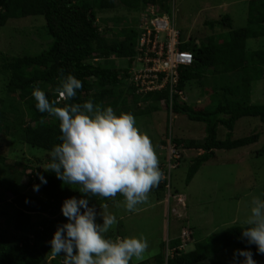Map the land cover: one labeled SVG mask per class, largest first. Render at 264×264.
<instances>
[{
	"label": "trees",
	"instance_id": "1",
	"mask_svg": "<svg viewBox=\"0 0 264 264\" xmlns=\"http://www.w3.org/2000/svg\"><path fill=\"white\" fill-rule=\"evenodd\" d=\"M125 1L138 11V17L150 4H157L161 10L155 5L156 10L169 16L170 0ZM115 5L116 0H0V26L10 18L41 15L45 20L46 34L51 38L49 46L39 53L7 57L2 63L8 77L4 85L5 94L26 100L30 116L23 120L16 108L10 107L6 111L0 108V133L12 132L15 125L23 127L21 139L30 147L45 152V165L50 160L47 153L60 142L61 133L54 117L37 110L32 96L35 88L44 91L50 101L57 100L56 89L60 80L72 74L82 82L83 87L70 103L92 100L102 106H111L117 113L130 112L135 117L150 113L139 108L141 102H147L148 110L153 111L157 110L160 100H166L167 104L166 90L136 94L127 82L139 28L136 19H132L130 24L115 31L110 28L102 31L96 11L111 9ZM229 21L228 15L216 21L229 28L226 32L210 34L205 41L200 42L188 38L181 45L192 52L194 59L180 70L177 88L184 91L187 83L205 81L207 75L214 77L215 82L210 103L203 108L189 107L178 94L173 96V112L204 123L205 135L193 145L201 152L192 158L185 183L192 179L199 166L213 155L215 149L242 147L257 139V134L229 138V133L223 139L218 138L219 125L232 131L235 122L241 117H257L264 121V103L250 101L251 83L264 74V49H246L247 38L257 37L260 33L264 35V0L249 1L244 26L233 29ZM206 23L214 25L213 21ZM115 59H125L127 64H118ZM10 114H16V118L12 119ZM41 120L45 123L41 124ZM169 140L178 143L175 137L170 136ZM263 152L264 146L256 153L262 155ZM1 168L0 162V264H40L48 257L51 264H62L63 256L54 258L50 255V241L57 226L67 222L61 212L63 201L70 197L81 198L83 194L73 188L76 186L64 184L54 172L44 171L40 166L28 173L31 178L29 191L22 192L13 188ZM36 173L43 175L47 183L42 184ZM166 182L165 178L151 191L163 188ZM33 185L40 186L38 192L33 189ZM122 198L117 196L116 200ZM261 198L264 199V184ZM88 201L89 206L95 208L114 202L101 197H88ZM4 219L8 220L9 226L2 225ZM176 245H179V240L172 239L169 251L173 252V256L167 260L162 250L154 255L153 262L148 260L139 264H201L227 247L249 250L258 262H264V255L259 254L256 246L249 244L241 235L238 224L195 242L193 248L185 252H181L182 248L173 251ZM161 246L164 249L165 244ZM210 264L227 263L212 260Z\"/></svg>",
	"mask_w": 264,
	"mask_h": 264
},
{
	"label": "rangeland",
	"instance_id": "2",
	"mask_svg": "<svg viewBox=\"0 0 264 264\" xmlns=\"http://www.w3.org/2000/svg\"><path fill=\"white\" fill-rule=\"evenodd\" d=\"M249 1L251 0H170L168 14L173 17L181 38L186 40L193 38L200 42L205 41L210 34L229 30L226 25L216 23L221 16L228 15L230 28L244 26ZM155 5L160 9L157 4ZM96 12L102 31L104 28L115 31L130 24L132 19H136L138 23V11L133 10L125 0H116L115 7ZM207 21H213L214 25L209 26ZM44 25L43 16L29 15L10 18L0 26V108L5 111L10 107L16 108L23 120L30 116L26 100L5 94L4 85L8 77L2 63L7 57L33 55L46 49L51 38L46 34ZM261 48L264 49L263 34L246 39L247 50ZM115 61L121 65L127 64L125 59ZM207 76L205 81L194 80L187 83L182 97L187 106L199 109L210 103V94L215 89V82L214 77ZM250 101L264 103V74L251 83ZM147 106V102L140 103L139 108L150 113L136 116L137 126L151 138L159 156L160 166L166 169L167 182L163 188L151 191L148 203L139 205V210L134 213L126 211L123 207H115L114 202L107 203L109 211L116 215L118 221L106 234L108 238L117 240L133 236L138 238L143 235L148 240L145 259L142 261L133 259L131 264L146 263L148 260H151V263L154 261L152 259L154 255L162 250L166 256L169 248H172L170 247L172 239L184 244L181 252H185L192 249L195 242L209 235L234 224L240 225L249 213L251 199L255 196L261 198L264 184V152L262 155L256 153L264 146V121L257 117H241L235 122L232 131L219 125L218 138L223 139L229 133V138L257 134V139L242 147L215 149L213 155L199 166L192 179L185 183L192 158L201 152L193 145L204 137V123L190 120L184 114L173 111L169 114L164 100L159 101L155 111L148 110ZM15 115L10 114V117L14 119ZM11 131L8 134L0 133L2 174L11 181L16 190L29 191L31 178L28 173L38 166H45V152L23 142L21 139L23 127L15 125ZM170 136L177 138L178 143L171 141L169 147ZM173 144L180 156L177 164L170 161L173 164L170 165ZM7 194L11 195L10 192ZM116 201L122 202L123 198ZM95 210L96 222L102 223V217L99 215L100 206ZM1 223L9 226L7 219ZM183 232H188L190 237L187 238ZM162 243L165 244L164 249L161 248ZM237 250L244 249L235 247L220 249L201 264H210L212 260L239 264L243 257L236 255ZM253 259L256 264H264L258 262L254 256ZM40 264H51L50 258H46Z\"/></svg>",
	"mask_w": 264,
	"mask_h": 264
},
{
	"label": "clouds",
	"instance_id": "3",
	"mask_svg": "<svg viewBox=\"0 0 264 264\" xmlns=\"http://www.w3.org/2000/svg\"><path fill=\"white\" fill-rule=\"evenodd\" d=\"M82 87L79 79L68 74L56 89L59 100L50 101L39 87L32 92L37 110L54 117L61 133L60 142L48 151L50 160L42 168L83 194L63 201L61 212L67 222L54 231L50 255L63 256L62 264L142 261L148 251L147 238H108L106 234L118 223L117 217L105 203L100 205L102 223H97L95 207L89 206L88 197L114 201L115 207L134 213L139 205L148 203L149 193L166 178L165 173L151 138L139 129L132 113H117L111 106L92 100L70 103ZM36 175L42 184L47 183L43 175ZM39 187L33 185L37 192ZM117 196L123 201H116ZM239 226L241 235L264 255V199H251L249 213ZM236 255L243 257L239 264H256L249 250H237Z\"/></svg>",
	"mask_w": 264,
	"mask_h": 264
},
{
	"label": "built area",
	"instance_id": "4",
	"mask_svg": "<svg viewBox=\"0 0 264 264\" xmlns=\"http://www.w3.org/2000/svg\"><path fill=\"white\" fill-rule=\"evenodd\" d=\"M138 28L139 35L130 58L127 82L132 85L136 94L166 90L168 101L165 106L170 114L173 96L178 94L180 98L183 97V90L177 88L179 72L193 62L194 56L190 50L181 47L186 39L181 38L173 17L159 13L154 4L148 5L139 13ZM168 145L171 146L170 140ZM173 146L170 165L177 164L180 156L174 144ZM163 172L166 175V171ZM182 234L190 237L188 232ZM182 245L184 244H179L178 248H182ZM172 253L171 250L167 251L166 256L171 257Z\"/></svg>",
	"mask_w": 264,
	"mask_h": 264
},
{
	"label": "crops",
	"instance_id": "5",
	"mask_svg": "<svg viewBox=\"0 0 264 264\" xmlns=\"http://www.w3.org/2000/svg\"><path fill=\"white\" fill-rule=\"evenodd\" d=\"M119 238V237H118ZM165 259L167 260V256H165Z\"/></svg>",
	"mask_w": 264,
	"mask_h": 264
}]
</instances>
